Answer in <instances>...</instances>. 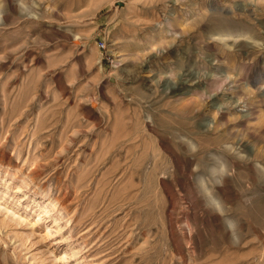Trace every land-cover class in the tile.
Instances as JSON below:
<instances>
[{"label": "rangeland", "instance_id": "obj_1", "mask_svg": "<svg viewBox=\"0 0 264 264\" xmlns=\"http://www.w3.org/2000/svg\"><path fill=\"white\" fill-rule=\"evenodd\" d=\"M0 264H264V0H0Z\"/></svg>", "mask_w": 264, "mask_h": 264}, {"label": "built area", "instance_id": "obj_2", "mask_svg": "<svg viewBox=\"0 0 264 264\" xmlns=\"http://www.w3.org/2000/svg\"><path fill=\"white\" fill-rule=\"evenodd\" d=\"M101 48H105V44L104 43L101 44Z\"/></svg>", "mask_w": 264, "mask_h": 264}, {"label": "bare ground", "instance_id": "obj_3", "mask_svg": "<svg viewBox=\"0 0 264 264\" xmlns=\"http://www.w3.org/2000/svg\"><path fill=\"white\" fill-rule=\"evenodd\" d=\"M20 188V187H19Z\"/></svg>", "mask_w": 264, "mask_h": 264}]
</instances>
